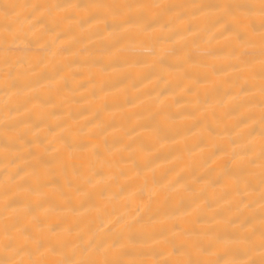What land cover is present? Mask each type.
Returning a JSON list of instances; mask_svg holds the SVG:
<instances>
[{
  "label": "bare ground",
  "instance_id": "bare-ground-1",
  "mask_svg": "<svg viewBox=\"0 0 264 264\" xmlns=\"http://www.w3.org/2000/svg\"><path fill=\"white\" fill-rule=\"evenodd\" d=\"M0 264H264V0H0Z\"/></svg>",
  "mask_w": 264,
  "mask_h": 264
}]
</instances>
